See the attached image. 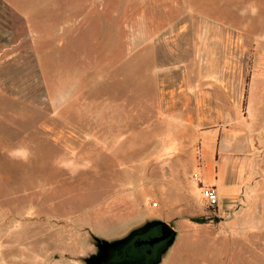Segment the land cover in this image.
Returning <instances> with one entry per match:
<instances>
[{
  "label": "rangeland",
  "instance_id": "rangeland-1",
  "mask_svg": "<svg viewBox=\"0 0 264 264\" xmlns=\"http://www.w3.org/2000/svg\"><path fill=\"white\" fill-rule=\"evenodd\" d=\"M13 12L4 18L19 24ZM4 18L0 264H84L96 252L95 239L114 241L174 215L216 220L188 202V192L198 197L204 187L188 157L200 159L201 141L172 149L161 136L176 131L175 116L221 129L264 124L257 110L263 88L255 79L264 73V0H103L94 23L97 74L62 115L37 90L27 45ZM12 53L19 58L3 61ZM208 88L211 96H200L196 110L197 91ZM174 90L188 95L183 103L193 110L160 113L162 98ZM203 101L214 110H202ZM173 152L182 155L171 159ZM224 169L220 156L221 175ZM248 223L247 240L233 242L231 251L210 237L190 247L185 234L188 248L178 254V236L160 264H264V219Z\"/></svg>",
  "mask_w": 264,
  "mask_h": 264
},
{
  "label": "crops",
  "instance_id": "crops-1",
  "mask_svg": "<svg viewBox=\"0 0 264 264\" xmlns=\"http://www.w3.org/2000/svg\"><path fill=\"white\" fill-rule=\"evenodd\" d=\"M0 1L3 4L0 5V19L8 17L6 15L13 11L15 17L20 18L19 24L11 17L4 18V21L17 25L18 42L27 45L30 54L27 63L32 65V79L40 85L37 90L43 89L41 95L49 98L57 115L65 114L68 109L70 111L74 103L78 105L77 102L86 94L87 82L89 78L96 76L99 68L98 60L93 59L98 54L95 37L97 27L94 23L98 12H103V0ZM24 27L27 37L20 31ZM8 32H11V28H8ZM103 50L100 47L101 65ZM13 55H8L3 61L14 62L12 59L19 58ZM255 77L263 88L262 100L257 110L264 112V73H257ZM210 92L209 88L207 92L197 91L196 110H201L199 97L209 98ZM165 96L166 100L162 98L160 103V113L193 110L190 109L189 103H183L184 98L188 97L186 93L174 90L167 92ZM191 106L194 107L192 103ZM80 110L82 111L81 106ZM202 110H214V103L209 101L206 104L203 101ZM170 126L176 131L164 133L161 141L172 149H177V145L182 143L191 145L201 141L200 159L197 160L196 153L188 157L195 161V166L200 170V181H204V187H215L219 195L217 207L211 210L202 197V188L198 197L188 192V202L191 201L193 206L198 207L200 213H213L216 220L198 223L186 216L175 215L166 219L174 229V224L178 223L180 226V229L176 230L177 240L179 236L178 254L188 248L187 244L183 243L185 234L190 236V247L200 238L210 237L215 242L220 240L223 246L229 247L231 251L233 242L247 240L250 233L249 218H253L255 223L264 219V129H261L264 124L261 127L243 124V130L241 127L221 129L219 124L182 122L175 116ZM181 155L180 152H173L171 159ZM220 156L224 159L225 167L222 175L219 172ZM181 218L189 222L183 224V221L179 222ZM259 226L251 233L261 231L262 225ZM178 246H175L173 251Z\"/></svg>",
  "mask_w": 264,
  "mask_h": 264
},
{
  "label": "water",
  "instance_id": "water-1",
  "mask_svg": "<svg viewBox=\"0 0 264 264\" xmlns=\"http://www.w3.org/2000/svg\"><path fill=\"white\" fill-rule=\"evenodd\" d=\"M176 236V230L169 223L151 221L114 241L95 239L96 252L82 261L84 264H160Z\"/></svg>",
  "mask_w": 264,
  "mask_h": 264
},
{
  "label": "built area",
  "instance_id": "built-area-1",
  "mask_svg": "<svg viewBox=\"0 0 264 264\" xmlns=\"http://www.w3.org/2000/svg\"><path fill=\"white\" fill-rule=\"evenodd\" d=\"M197 177V175H196ZM202 197L207 203L209 209L214 210L219 202V195L215 187H204L202 189Z\"/></svg>",
  "mask_w": 264,
  "mask_h": 264
},
{
  "label": "trees",
  "instance_id": "trees-1",
  "mask_svg": "<svg viewBox=\"0 0 264 264\" xmlns=\"http://www.w3.org/2000/svg\"><path fill=\"white\" fill-rule=\"evenodd\" d=\"M248 82H249V77H248ZM194 222H198V223H206L208 222V219L206 218H195V219H191Z\"/></svg>",
  "mask_w": 264,
  "mask_h": 264
}]
</instances>
